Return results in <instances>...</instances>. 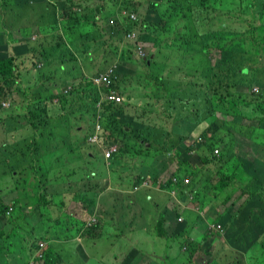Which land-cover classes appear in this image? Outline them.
Masks as SVG:
<instances>
[{"label": "trees", "instance_id": "trees-1", "mask_svg": "<svg viewBox=\"0 0 264 264\" xmlns=\"http://www.w3.org/2000/svg\"><path fill=\"white\" fill-rule=\"evenodd\" d=\"M104 1L65 0L63 3L61 21L63 26H66L64 28L66 38L69 41L71 40L70 44L74 49L81 48L84 42L87 45L88 37L98 32L99 27L96 31L92 27L95 21L90 18V13L100 11L99 13L102 14L101 2L104 3ZM43 2L45 0L36 1L32 7L41 8ZM85 2H88V4L81 5ZM5 3L10 4L9 6L18 3L23 6V11L27 7V3L21 0H3L0 5L4 6ZM155 4L169 17L170 24H177L180 32L177 31L173 33L172 37H168L163 46V48L166 47L171 50V53L164 54L166 63L171 67V73L166 71L165 67L157 68L158 76L152 74L153 69L149 70L151 73H147L146 79L150 81V87L157 92L153 95L155 97L149 96L148 98L146 96L143 101L145 105L152 108L153 101H163L165 104L171 101L178 102L190 113L183 117L179 116L180 122L178 125V122L174 124L172 132L165 130L162 133L155 126L152 128L149 126L143 127L136 123L131 151L135 152L134 154L137 153L139 157H144L155 151L157 138L165 135V139L162 140L159 146L164 147V153L170 157L172 162H175L177 169L165 178L160 177V173L156 174L151 177L152 184L155 186L161 182V189L164 192L170 191L173 186L170 178L177 175L178 171H184L182 180L178 185L180 189L179 198L183 203L188 201L196 203V208L190 211L188 217H186L185 212L187 211H185L183 213L184 220L180 223L178 222L180 213L174 206L176 203L177 207V202L171 198L173 200L172 207L174 206L173 213L171 212L170 215L169 209L164 208L158 221L164 226V236L168 245L169 241L179 240L180 250L175 256L166 254L162 257L163 259L157 257L154 259L155 263L152 261L151 264H179V262H182L181 264H191L192 261L195 262V259L199 258H203L202 264H210L211 260H213V264H261V260L264 258V255L261 257V254H264V198L260 197L257 201L254 194L251 196L250 189L245 190L243 189L244 186L238 188L237 185L241 182L237 185L233 184L232 174L237 161L246 162L248 165H245L248 169L251 166L252 173V168L256 169L254 171L258 175L264 172V137L261 136H264V76L261 77L264 74V0H157ZM56 6L57 4L53 5L54 15ZM73 8H77L81 12L77 13L73 11ZM81 15L86 17L85 21L79 20ZM41 29V35L45 37L46 42L45 44L44 42H37V44L30 45L29 50L39 53L36 55L31 54L29 58L25 59V56L28 55L21 51L22 47H18L13 52H8L6 46L0 45V111L5 110L2 102L12 99L15 93L13 87L16 82L19 81L26 89L31 90L39 85L42 82L41 79L45 77L40 68L44 64V60L45 62L48 60L45 57V45L48 43L47 35L51 28L45 24ZM1 33V38L6 37L4 31ZM64 36L57 33L55 40L63 41ZM6 45L9 46L8 41ZM15 46H19V44H15ZM77 51L80 52L81 50L78 49ZM65 54L70 56L67 60L63 58ZM200 56L208 58L209 63L206 64ZM220 56H223L227 66L223 65L218 59ZM74 57V53L66 49L57 57L48 60L49 63L59 64H56L57 69L66 74L65 78L72 80L73 86L67 93L63 91L66 85L57 87L54 95L48 94L43 98H34L30 102L27 112L21 117L11 112L7 114L6 125L9 127L7 131L12 133L9 135L7 142L2 145L7 150L6 153L3 149L0 150L4 155L0 158V170L3 174H8L13 178V172L29 166L32 161H35L33 164H38L39 161L46 160V153H40L39 149L41 142L46 143L47 135L49 137L52 133V123H50L52 119L48 114L50 105H58L63 112L72 117L73 113L68 111L67 107L69 109L78 101L82 105L83 111L87 110L89 114H94L96 98L91 97L94 88L91 86L92 77H87L88 75H84L79 68L75 67L81 65L79 59L77 62H73L76 61ZM61 59L65 60L62 64H60ZM90 59L91 57L86 61L89 62ZM56 60L57 62H55ZM148 60L149 58L144 61L145 65L147 67L153 66V64H147ZM24 61L30 63L32 68H25L28 65L26 66ZM66 62H73L70 68L65 65ZM39 64L41 66L38 67ZM118 70L125 77L137 74L142 79L139 74L140 68L126 69V67L119 65ZM202 78H207L208 81H203ZM207 87H211V95L208 94L203 99L200 98L199 94ZM257 87L259 91L254 92L253 89ZM114 88L118 91L116 85H114ZM174 90H178V92L174 93ZM82 91H84V95H81ZM183 100H186L185 104H183ZM14 102L10 104V107ZM123 104L106 103L102 105L101 111L103 117L107 119L105 121L106 125L117 123L118 115H126L123 111ZM176 106H178L177 103H175ZM11 109L14 110V106ZM144 109V111L147 110ZM130 118L135 122V118ZM204 121H207L209 125L200 134V140L186 147L185 141L193 139L190 131ZM240 126L244 127L245 132L236 128ZM62 127H64V131H61L60 126H55L59 132L63 133L60 141L56 142L57 144L65 143L71 134L69 122L62 125ZM233 127L246 139L241 138L238 140V133L235 132ZM105 129L107 133L104 135V139L111 141L116 137L107 126ZM120 129L123 134H127L126 127ZM130 130L133 132L131 128ZM173 136L176 138L174 139ZM257 137L261 140L257 141ZM248 140L252 141L253 145ZM123 147L127 150L129 144L123 142ZM165 147L170 152L174 151L175 153L168 155ZM237 147L238 152L234 158L235 164L229 167L228 171H223L222 168L235 154ZM216 151H218V154L215 153ZM28 154L32 156L26 158ZM195 158L199 162H196ZM209 163H214L217 166L213 191L216 199H219L220 202L207 208L210 203H206L205 198L202 199L203 201L199 199L205 196L208 191L206 188V192L203 194L202 190L205 189H202L204 186L201 184L203 181L201 169ZM176 165L173 168H176ZM94 172L95 169L92 168L90 173ZM66 174L71 175L72 171L67 169ZM73 177H75V180L76 178L84 179L83 181L90 180L89 177L85 178L83 172L77 176L73 174ZM141 177H136L137 180H134L133 186L137 181L139 183ZM186 177L192 179L191 184H183ZM61 181L62 177L60 185ZM259 181L262 184L264 183V175H260ZM14 182L13 187L7 188L6 193L15 196L18 185L16 181ZM77 183L75 182V185ZM81 189L79 187L72 191V198L66 199L65 192L60 193L58 187L54 188V196L60 198V201L54 203L52 198L51 202H46L48 208L45 213L52 212L53 207L59 205L64 209L66 217L65 219L55 218V220H52V218L39 219V222L43 220V224L47 225V229L44 230V240L48 243L43 249L42 264H79L84 262L83 259L78 257L76 246L80 245V250L87 252L85 239H99L103 235L105 227H113L114 231L110 235L121 239L130 232H136L139 228L151 230L150 214L152 212L149 210L148 204H153L151 201L156 197L152 192L157 193L158 189L144 188L148 193H142L143 198L134 193L114 190L107 194H99L96 191V193L93 192L94 195H91L90 199H86L80 193ZM88 189L94 191L95 186ZM44 191L49 193L47 188ZM167 194L170 196L169 193ZM189 194L193 196L191 200ZM129 195H133V200L141 206V218L134 214L129 216L127 210L130 208V202L128 203V200L132 199H128ZM149 197L151 200H147ZM107 201L110 202V207ZM77 202H85L88 215L83 216L77 212ZM10 203L12 211L7 214ZM21 203L17 197L7 200L4 195L0 196V264L10 261L15 264H26L29 260L27 258H30L38 249V238H35L30 232L25 231L17 224L18 218L25 220L26 216L22 213L20 216H14L15 209L18 207L24 213ZM96 204L106 207L102 209L99 221L95 225H88L87 220ZM37 216L41 218L44 213L42 212ZM60 219L62 222H66L63 225L66 228L59 227ZM71 220H75V224ZM172 220L175 222L172 232H176L168 236L169 231L166 225L169 221L170 226ZM51 222L53 226L56 225L59 228H54V231L50 234L48 228ZM8 224L11 226L6 232ZM209 224H220L222 230L216 231L215 227L208 228ZM154 225V228L158 231L157 221L154 222ZM73 227L76 228L75 231L71 230ZM197 229H201V232ZM199 235L204 243L198 239ZM154 236L158 237L159 234L155 233ZM27 237L30 239L29 243ZM76 237H78L77 240L73 241ZM215 237L220 239L217 246L214 245ZM255 238H259L260 242L253 247L254 243L251 245L249 240L255 242ZM56 241H59V243ZM71 242H73V245L68 249L67 245L72 244ZM211 242L212 246L210 245ZM64 243H67V245H64ZM14 246L15 251H11L10 248ZM255 249L260 250L257 253ZM139 253L138 249L131 248L124 262L136 264L139 259L138 256H140ZM248 253L253 257L251 260L248 258ZM24 254H28L27 260L22 259ZM181 254H184V258L179 260ZM154 255L157 256V253L154 252ZM206 256L211 259L207 260ZM171 260H173L172 263H170Z\"/></svg>", "mask_w": 264, "mask_h": 264}, {"label": "rangeland", "instance_id": "rangeland-1", "mask_svg": "<svg viewBox=\"0 0 264 264\" xmlns=\"http://www.w3.org/2000/svg\"><path fill=\"white\" fill-rule=\"evenodd\" d=\"M149 1L150 0H105L104 3L101 2L103 3L101 5V7L103 8V13L100 14L99 13L100 11L95 12V13L89 12L91 16L90 18L94 19V21H97V19L100 18L101 22H103L102 18L106 14L111 13L113 15L117 11H120V10L126 11L129 7H131L135 3H139L140 8H146L149 4ZM2 2L3 0H0V3ZM64 2H65L64 0H48L42 3L41 8H34L32 7V4L27 3V7L25 11H23V6H20L18 3L12 4V6H9L10 4H7V3H5L4 6L0 5V45L6 46V50L8 52H13L18 47H22L21 51L25 52L28 55V56H25V59L29 58V55L31 54L36 55L39 52L31 51L28 48L30 45L37 44V42H44L45 44L46 41H45V37L41 35L42 34L41 28L43 25L46 24L49 26V28H51V31L47 35L48 43L45 45V57L48 60L52 57H57V55H59L60 53L65 52L67 49V46H69L70 48L69 51L74 53L75 55L74 59H76V61H73V62H77L78 59L80 60L79 63L81 66H75V67L79 68L83 72L84 75H88L87 77L91 76L93 73L98 72V70L109 67L108 62L111 59H114L113 61H115V63H117L118 65H122V67H126V69H131V68L139 69L140 68L141 70L139 71V73L142 76L143 86L138 88L139 95H135V97H133L131 101L136 102L137 104L140 103L142 106L140 107V109H137L133 107V104H129L127 107V112L129 114L137 115L139 118H141L138 120V123L143 127L149 126L152 128L155 126L156 128H159L162 133L165 130L172 132L174 124L178 122L177 123L178 125L180 122L179 116L183 117L185 115H188L190 111L182 107V105L178 102H175L178 104V106L175 107L174 101H171L167 104H165L163 101H159V102L153 101L152 103L153 108L145 105L143 98L140 95H143V96L146 95L148 98L149 96L155 97L153 95L155 92H157L150 87V81L146 79L147 73H151V71H147L148 67L145 65L144 61L139 60L133 56H130L129 52H124L120 50V47H122L125 50L126 48L125 44L120 43L118 44V47L116 48L114 44H112L110 47H106L107 44L110 43V40L107 36H104V31H103V28L101 27L103 23L100 26L97 33L88 37L87 45H86V42H84L82 44V47L78 48L81 50L80 52L77 51L78 50L77 48L73 51L74 47H72L70 44L71 40L69 41V39H67L65 35L64 28L66 26H63L62 21H61L62 5ZM54 4H57L55 15L53 14ZM86 4H88V2L81 3V5H86ZM73 11L77 13L81 12L77 8H74ZM85 19L86 17H84V15L79 16L80 21H85ZM92 25H93L92 27H94V30L96 31L98 28V22ZM173 30L175 31L176 27H174ZM2 31L5 32L6 37L1 38ZM57 33L63 36L65 35L63 37V41L55 40L56 39L55 35ZM100 39H103L102 42H99ZM7 41L9 42L8 47L6 45ZM15 44H19V46H15ZM86 51L88 52L84 53ZM157 54L159 55L160 53H157ZM69 57L70 56L67 54L63 56L65 60H67ZM90 57L91 59L89 60V62L86 61ZM200 57L206 62V64L209 63L208 58H206L205 56H200ZM218 59L223 63V65H226V62H224L223 56L218 57ZM48 60L46 62L44 60V64L40 68L41 73L45 76L41 79L42 82L36 87H33L31 90L26 89L22 83L21 84L19 83V81L16 82L13 87L15 93L13 94L12 99L10 100L11 104L15 101L14 104L11 105V107L7 109L6 112L0 111V144H1L0 150L3 149L5 153L7 150H5L2 147V145L4 144V142H7L9 135L12 133V132L7 131L9 127L6 125L7 124V119H6L7 113L11 112L10 109L14 106V110H12V112L21 117L23 114L27 112V108L30 102L34 100V98H43V97H46L48 94L54 95L55 89L57 87H61V86L63 87L64 85L71 84L70 79H67L64 77L66 74L61 73L57 69L58 67L57 65L59 64L52 63V62L49 63ZM65 60H62L60 64H62L63 61ZM262 60H263V57H262ZM20 62L22 63L21 59H20ZM39 62H41V60H39ZM55 62H57V60ZM73 62L71 63L66 62L65 65L66 66L68 65V68H70ZM25 64L29 66L25 68H28V69L32 68L30 63L26 62ZM152 74L155 76H158V73L156 71H153ZM262 76H264V74H262L261 77ZM202 80L206 82L208 81L207 78H202ZM175 92L177 93L178 90H174V93ZM134 93L137 94L135 86H134ZM211 93H212L211 87H207L204 89V91H202L199 94V97L203 99L208 94L210 96ZM163 95L167 96L165 94ZM185 101L186 100H183V104H185ZM124 102H125V99H124ZM144 108H146L147 110L144 111L145 110ZM77 109L78 107L75 108V106L69 107V109L67 107V110L73 113L72 117H75L74 113H78L76 111ZM63 113H66V112H63V110L58 105H54V106L50 105L48 114L50 116V119H52L50 122L52 123L51 127L58 124V116L59 114H63ZM83 114H85L87 118H89L90 121L92 120L91 117H88V113L83 112ZM61 120L65 121L64 114L61 117ZM69 120L71 121L72 118H69ZM84 120L83 121L79 120L80 121L79 123L82 129H85L84 124L86 122ZM128 120L130 121L132 119H128ZM74 122L75 121H72V124ZM206 124L207 123H205L204 121L201 126L194 128L193 129L194 131L193 130L190 131L193 136V139H187V141H185L186 147H188L192 143H197L198 140H200L198 134L202 132L204 129H206L207 127ZM241 124H244V123H241ZM120 128L117 132H121ZM233 128L235 132L238 133L237 134L238 140L241 138H245L236 129L238 128L242 130L243 132H245L244 127L240 126V127H236V128L233 127ZM60 129L61 131H64V127L61 128L60 126ZM76 129L77 127L73 128V130H76ZM73 130H71V132H73ZM134 132L135 131L131 132L132 135H135ZM261 136L264 137L263 135ZM165 137H166L165 135L159 136L157 138L155 151L150 154L145 155L143 159H139L140 157H137V156H136L137 158L135 156H131L130 154H128L126 149H123L121 151V156H123L124 159H121L120 161L118 160L115 161V162H120V163L116 164L112 170H109L110 164L106 166L105 168L102 167L103 158L101 156V152L100 150H94L95 151L94 159L91 161L88 167L83 165L82 169L86 170V172L88 173L87 175H89V178H90V171L92 170L93 165L96 166L95 172L100 173L101 171L103 172L104 170H106L107 173L112 174L111 177L106 178V181L100 180V185L102 183L103 186H106L105 184L107 183V189H105L106 191L103 194H107L108 192H111L114 190L118 192L135 193L137 195H143L141 193V191L144 190L145 188L143 181L140 180L139 183H137L138 185L132 186L134 182L132 178L130 177L131 175H130V171L128 170V166L136 163L137 161L139 167L149 170L151 171V173H154L156 169L158 168V166L165 167L167 165V167H171L172 165H174L175 162H172L170 160V157H168L164 153V150H163L164 147L161 148L159 146V144L162 142V140L165 139ZM173 138L175 139L176 137L173 136ZM248 139H251V138H248ZM256 139L257 141L261 140V138H258V137ZM113 140L117 141L118 144H120L123 147V142H122L123 140L117 139L116 137ZM248 141L251 145H253L252 141L250 140ZM140 146L141 144L139 145V147ZM94 151H91V152H94ZM166 151L168 152L167 153L168 155H170L171 153L172 154L175 153L174 151L170 152L169 150H167V148H166ZM248 151H249V148H248ZM237 152H238V147L235 150V154L230 158V160L222 168L223 171H228L229 167L235 164L236 161H234V158ZM58 153H61V154H58ZM58 153H54L53 159L49 157L45 161L44 160L39 161L38 164H33L31 162L29 166H25L21 170L17 172H13L14 174L13 178L10 177L8 174H3L2 171L0 170V196L4 194V196L7 197V200L15 197L14 195H11V193L7 194L6 192H7V188H12L13 185L15 184L14 181H16L18 185L17 187L18 192H16L17 199L20 198L22 194V196L25 197V199H23L22 201L27 202L26 204L27 209L24 210V213L19 207L15 209L14 216L16 217L20 216L21 213L24 216H26L25 220H21L18 218L17 224H19L25 231L30 232L35 238L39 237L40 241H44V242H46L44 240V230L47 229V225L43 224L44 223L43 220L39 222V217L37 215L43 212L44 216L41 217V219L52 218V220H55V218L65 219L66 217L64 215V209L59 205L54 206L53 207L54 210H52V212L48 211L47 213H45V211L48 208V206L46 205V202L47 201L51 202L52 201L51 198L53 197L54 203H57L60 201V198L52 194H49L48 192H45L44 189L47 188L49 192H54L53 191L54 188L58 187L59 192L60 193L65 192V195L71 190L72 191L76 190V189H73L71 186V182H73V175H69V174L67 175L66 174L67 169L62 168L64 164L67 163L68 151L63 152V153L62 152H58ZM3 156H4L3 153L0 152V158H2ZM31 156L32 155L28 154L26 158H30ZM132 157H135L136 159ZM194 160L196 162H199L198 159L196 158ZM245 164L246 162L244 163L243 161L236 162V165H234L235 167L233 168L234 173L232 174L233 176L232 182L233 184H236V185L241 182L239 185H237V187L240 188L241 186H244L243 189L245 190L250 189L249 191L250 193H252L251 196L254 194V198H256L258 201L260 197L264 198V184H262V182L259 181V179L257 180L254 178V175L251 171V166H250V169H248V167L246 166L248 164L246 165ZM236 167L238 168L236 169ZM0 169H1V166H0ZM216 169H217V166L214 163H209L201 169V175L203 177V181L201 182V184L202 186H204L202 189H205V190H202L203 194L206 192V188L208 190L205 193V196H202L201 199L205 198V202L208 204L210 203L207 208L213 207V204H218L220 202L219 199L218 200L216 199L215 192L213 191L214 190L213 184L215 183L214 175H215ZM111 171H114V173H112ZM171 171H172V168L169 170V173L165 174L162 177L165 178L167 175H171ZM183 173L184 171H178L177 172L178 177L181 178ZM115 174H118L120 178L116 176ZM61 177H62V181L60 185ZM92 177H94V175ZM170 181H172V178H170ZM242 181L244 182V184ZM128 184L129 186L127 188ZM208 187H210L211 189ZM40 189H41V192H38V190ZM171 190H176V196L178 197L180 196L179 188L173 185L171 187ZM137 192H140L141 194H138ZM168 192L170 194V191ZM152 193L154 194L156 198L153 197L155 199L151 201L153 204H148V208L152 212V214H150V224H152L150 233L159 234V236L156 237V241L151 238L150 234L148 233L146 234L145 232H143V234L130 232L127 236L121 239V238L114 237L112 235H107V232L110 231V229L104 228L103 235H101L99 239H96V240H90V239L86 240L85 239V244L87 245V252L80 251V253L77 254L80 259L84 260V262H80L79 264H121V263L127 264L128 262L125 263L124 261L128 257V252L131 250V248L133 249V247L135 249H138L140 252L139 253L140 256H138L139 259L137 260L136 264H148V263L151 264L154 259H156L157 257L162 258L166 254H168L169 256H175L176 253H178L180 250L179 248L180 241L179 240L169 241V245H168L167 239L164 236V226L163 224L161 225L158 221L161 218L160 214L164 210L161 200L158 199L159 196H162V194L155 193V192H152ZM133 197H134L133 195L128 196V199H131V198L132 199L128 200V203L130 202L129 203L130 208L129 210H127V212H129V216L134 214V215H137L139 218H141L142 208L140 205H137L136 201L133 200ZM163 199H164V196H163ZM37 204H39L37 211L35 212V214L34 212L31 213L32 208L34 206H37ZM108 204L110 206V202H108ZM195 205L196 203H191L190 201H188L187 203L183 205L184 207H182V205H179V207L177 208L176 203L174 206H175V209L180 213V216H184L183 213L186 210L187 212L185 215L187 217L189 216L190 211L196 208ZM169 210H170L169 214L171 215V209ZM155 221H157L158 223V229H159L158 231H156V229L154 228ZM59 222H60L59 227L61 228L63 227L64 223L66 224V222H62L61 219L59 220ZM71 222L75 224V220H71ZM174 225H175V222L174 220H172L171 225L169 227L166 226L167 230L169 231L167 234L168 236L173 235V232H176V231L172 232V230L174 229ZM9 227H10V224L7 225V228ZM59 227L56 225L53 226V223L51 222L48 228V232L51 234L54 231V228L58 229ZM63 228H66V227H63ZM71 230L75 231L76 228L73 227L71 228ZM197 230L201 232V229H197ZM198 239L204 243L200 235L198 236ZM255 239H256L255 242L254 241L251 242L249 240L251 245L252 243H254L253 247L257 246L258 242H260L259 238H255ZM27 240L29 243L30 242L29 237H27ZM64 245H67V243L66 244L64 243ZM210 245L212 246V242L210 243ZM76 251H78L77 248H76ZM154 252L157 253V256L154 255ZM27 256L28 254H24L22 256V259L26 258ZM180 256L181 257L179 258V260L184 258V254H181ZM202 259L203 258L195 259V262L192 261L191 264H202ZM206 259L210 260L211 258L207 257ZM262 260L264 261V258H262ZM172 262L173 260L170 261V263ZM181 263L179 262V264ZM186 264H189V263H186ZM210 264H213V260L210 261Z\"/></svg>", "mask_w": 264, "mask_h": 264}, {"label": "crops", "instance_id": "crops-1", "mask_svg": "<svg viewBox=\"0 0 264 264\" xmlns=\"http://www.w3.org/2000/svg\"><path fill=\"white\" fill-rule=\"evenodd\" d=\"M21 1L34 5V3L36 1H39V0H21ZM40 1H43V0H40ZM45 1H48V0H45ZM97 22H98V27L100 28V26L102 25L103 22H101L99 19L97 20ZM101 27L103 28V31H104V23H103V25ZM174 27H176L175 31H179L180 32V28L177 26V24H174V25L173 24H167L165 21L162 20V21H160V26H159L158 29L149 30V31L145 32V34H146V43H145L146 49H147L148 53L153 58V61L150 63V64H153V66H149L147 68V71L153 69L154 71H156L158 73V71H157L158 67H165L166 71H169V73H171V67H170V65H168L166 63V59L164 57V54L171 53V50L166 48V47L163 48V46H164V43L168 40L169 36L167 34L169 32H171V31H174L173 30ZM107 37L109 38L110 43L107 44L106 47H110L112 44H114L115 48H116V47H118V44H120V43L125 44L123 41L117 40L112 34L108 35ZM102 40L103 39H100L99 42H102ZM67 49H70L69 46H67ZM74 50L75 49L73 48V51ZM120 50H122L124 52L128 51L127 48H125V50H124L122 47H120ZM132 53L136 54V47H134V49L132 50ZM157 53H160V54L158 55ZM161 64H163V65H161ZM108 65H109V67H107L105 69L98 70V72L93 73L90 76V78L92 77V85L91 86L94 87L92 89V92H91V97L96 98V103L94 104V108H95L94 114L93 115H89L87 110L83 111L82 107H81L82 105L79 104V102L77 101V103L73 105V106H75V108L78 107V109L76 110L78 113H74L75 117H77V118L71 117V116L67 115L66 113H63L64 114V118H65V121H64V120H61V117L63 116V114H59V116H58V124H57L58 126H62L65 123L67 124V122H69V124H72V121H75L72 125H70L69 131L71 132V130H73L74 127H77V129L73 130V132H71L69 138L66 140L65 143H62L63 144L62 145V144H57L56 142L60 141L61 135L63 133L59 132V130L57 128H55V126H57V125L52 126L51 136L48 137V135H47L46 140H45L46 143L41 142L40 149H39L40 153H43V154L46 153V159L49 158V157H51L53 159L54 153H58V152H62L63 153V152H67L68 151L67 163L64 164V166L62 168L71 170L72 171L71 175L74 174V176H77V175H79V173L83 172V174H85V176H86L85 177L86 179L89 177V175H87L88 173L86 172V170L82 169L83 165L88 167V165L94 159V153H95L94 150L101 149L100 145H105V146H108V145H106L103 140H100V144L99 145H94V144L88 142L87 139H88L89 135L86 134L82 130L81 125H80L79 122L83 121L86 118L84 121L86 122L85 126H86L87 130L92 128V125L90 124L89 118H87V116L85 114H83V112L88 113V117L99 118L100 124H101V131L98 134V136L100 138L104 139V135L107 133V131L105 129L106 126L114 134L119 130L120 126L121 127H126L125 130H126L127 134L116 136V138L120 139V140H123L124 143H128L129 144V148L127 149L128 154H130L131 156L139 157L137 153L134 154L135 152L131 151V146H133V141H134V135H132L130 128L133 131H134V129L136 130V128H134V127L137 125L136 124V123H138L137 121L139 119H141V118H139L137 115L129 114L127 112V107H128L129 104H133V107L137 108V109H140V107L142 106L140 103L137 104L136 102H133V101L130 100V98L135 97V95H139L138 88L143 86L142 79L137 74H135V75L132 74L129 77H125L122 74V72L120 70H118L119 65L117 66L114 63V61H112V60H110L108 62ZM39 66H41V64H39L38 67ZM27 67H29V66H27ZM23 69H25V68H23ZM100 76H104V77L106 76L108 81L111 80L112 81L111 86H109V84H102V83L94 84L93 80L96 79V78H99ZM71 81L72 80L70 79V83H71ZM114 85H116V87L118 88V91H120V92H118L114 88ZM71 86H73L72 83L66 85L65 89L63 90L64 93H67L71 89ZM134 86L136 87V93L137 94L134 93ZM84 94H85L84 91H82L81 95H84ZM108 94H120V95L123 94L124 95L123 97H125V102H124V104L122 106H123V111H125L126 115H118L117 116V123L114 122L113 124H110V125H106L105 121H107V119H106V117H103V112L101 111L102 105L106 104V103H109L108 102ZM140 96H142V98L146 97V95H144V96L140 95ZM4 101L5 102H9V99L4 100ZM68 117L72 118V120L70 121ZM130 117L135 118V122H133L132 120L129 121L128 119H131ZM205 123H207L206 125L208 127L209 123L207 121H205ZM202 124H200L199 126H201ZM128 125H131V126H128ZM204 130H206V129H204ZM82 134H83V136H82ZM104 140H106L107 144H109V145L110 144H117V142L114 141L113 139L111 141L109 139H104ZM80 144H82V145H80ZM81 147H83V148H81ZM91 151H94V152H91ZM58 154H61V153H58ZM135 157H132V158L136 159L137 157L136 158ZM117 159H118V161H120L121 159H124V158H123V156L120 155V156H118ZM139 159H143V157H140ZM33 162H35V161H32V163ZM119 163L120 162H115L114 166L116 164H119ZM174 165H176V164H174ZM174 165H172L171 167H167V165L165 167L164 166H158L156 171L154 173H151V171L139 167L138 166V162L136 161V163L128 166V170L130 171V175H131L130 177L132 178V180L134 182V180H137L136 179L137 176H142L141 179H140L141 181H143L144 177L150 178V177L155 176L158 173H160V177H162L165 174L169 173V170L171 168H172V171H171V174H172L177 169V165H176V168H173ZM95 167L96 166L93 165L92 168H94L96 170ZM113 167L109 168V170H112ZM252 169H253L254 178L258 180L259 179V175L254 171L255 168H252ZM111 172L114 173V171H111ZM90 174L92 176L94 175V177L91 178L92 182H90L89 180L83 181L84 179L80 180L79 178H76V180H75V177H73V182H71V186H72L73 189H77L79 187L82 188L80 193L83 194L86 199H90L91 195H94L93 192L96 193V191H98L99 194H103L106 191L105 189H107V183L105 184L106 186H103L102 183L100 185V180H102V181L105 180L106 181V178L112 176V174L107 173L106 170H104L103 172L101 171L100 173L94 172V173H90ZM115 175L118 176V174H115ZM260 175H264V172L261 173ZM145 181H149L150 184H151V186L146 188V189H149V188L150 189L154 188L155 190L160 189V187H158V184H156L154 186L149 179H145ZM75 182H78V183L75 185ZM191 182H192V179H191ZM137 183H138V181L134 185H138ZM94 186H95V190L94 191H91V190L88 189V188H92ZM128 186H129V184L127 185V188H128ZM132 186H133V184H132ZM71 192H72V190L65 195L66 199H71L72 198ZM137 193L141 194V193H148V192L146 190H142L141 193L140 192H137ZM157 193L162 194V196H159L158 199L161 200V203L163 204L162 205L163 208L171 209V212L173 213V207H172L173 200L171 198H173L174 201L176 202V199H177L178 196L173 197L172 195H170L171 196L170 197L163 190H158ZM51 194L54 195V192H52ZM163 196H164V199H163ZM15 197H16V195H15ZM140 197L143 198L142 195H140ZM23 199H24V197L21 194V197L18 198V200H20L23 203V201H22ZM147 200H151V198L149 197V198H147ZM199 200L201 201L202 199L200 198ZM71 203H73V201H71ZM185 203H187V202H184L182 204V207H184L183 205ZM77 205H78V212L79 213H81L83 216L88 215V211L86 209L87 206H86L85 202L84 203L83 202H77ZM22 207L24 209L26 208L25 205L22 206ZM105 207H102L101 205L96 204L93 207V211L91 213V218H94L93 220L95 221L101 215L102 209H104ZM34 209H36V206L34 207ZM34 214H35V212H34ZM182 218H184V217L182 216ZM39 219H41V218L39 217ZM169 223L170 222L168 221L167 225H166L167 227H169ZM212 225H214V224H209V227L212 226ZM105 228L106 229H110V231L107 232V234H109V235L114 231L113 227H105ZM139 229H137L136 232H132V233L143 234V232H145L146 234L147 233L150 234V236H151V238L153 240H156V237L154 236V234L150 233L149 230H147L145 228L140 229V230ZM77 238L78 237L74 238L73 241L77 240ZM222 238H221V240H222ZM219 240H220L219 238L215 237V242H214L215 246H217L219 244ZM56 242L59 243V241H56ZM71 245H73V243L72 244H68L67 248L68 249L71 248L72 247ZM76 248H77L78 254H79L80 251H81L80 250L81 247L79 245H77ZM259 250L260 249H255V251L257 253H258ZM83 254H84V252H83ZM263 255L264 254H261V257ZM248 258H249V260H251L253 257H251V254L248 253ZM27 259H29V258H27ZM27 259L24 258L23 260H27ZM153 262H154V260H153ZM9 263L15 264V263H12L11 261L7 262V263H3V264H9ZM261 264H264L263 260H261Z\"/></svg>", "mask_w": 264, "mask_h": 264}, {"label": "clouds", "instance_id": "clouds-1", "mask_svg": "<svg viewBox=\"0 0 264 264\" xmlns=\"http://www.w3.org/2000/svg\"><path fill=\"white\" fill-rule=\"evenodd\" d=\"M155 1L157 2V0H150L148 6L146 8H140L139 7L140 4L135 3L131 7H129L126 11L120 10V11H117L113 15L111 13L106 14L102 18V21L104 23V36H108V35L112 34L117 40L123 41L125 43L126 48L128 50L127 52H129L130 56H133V57H135L139 60H142V61H145L149 58L148 64H150L151 61H153V58L148 53V51L146 49V45H145L146 34H145V32H147L149 30L158 29L160 26V21H162V20L165 21L167 24H170L169 17L167 15H165V13L163 11H161V9L155 4ZM101 4H103V3H101ZM98 19L101 21L100 18H98ZM95 23H97V21H95ZM175 32H177V31H171L167 35L169 37H172L173 33H175ZM134 47H136V54L132 53V50L134 49ZM111 60L113 61L114 59H111ZM114 63H115V61H114ZM115 64L118 66L117 63H115ZM226 66H227V64H226ZM103 78H105L106 80L102 81ZM93 82H94V84H100V83L109 84V86H111V83H112L111 80H109V81L107 80L106 76L105 77L100 76L99 78L94 79ZM253 91L258 92L259 88L258 87L256 89L254 88ZM109 95L110 94H108V96ZM113 95L115 97H119L120 101L115 102V100L108 99L109 103H115V104H119V105L124 103L125 98L123 97V95H120V94H113ZM131 99L132 98H130V100ZM2 104H3V108L5 109L3 112H6V110L9 109V107H10L11 101L9 99V102L3 101ZM10 111H11V113H13L12 109H10ZM9 113L10 112H8L7 114H9ZM91 118H92V120L90 121V124L92 125V128L87 130L86 126L84 124L85 129H82V130L86 134L89 135V137L87 139L88 142H90L94 145H99L100 140H103L104 143L106 145H108V146L100 145L101 149H99V150H100L101 156L103 158L102 167L105 168L106 166H108L110 164L109 168H111L114 166L115 161L118 160L117 159L118 156L121 155V151L125 148L122 147L120 144H118L117 141H116L117 144H110L109 145V144H107L106 140H104L103 138H100L98 136V134L101 131L100 120H99V118H95V117H91ZM120 131H121V129H120ZM200 134H198L199 138H200ZM114 135L115 136L123 135V131L116 132ZM91 138H95V140L91 141L90 140ZM141 143H142V141H141ZM112 148H115V150L112 151ZM216 154H218V153H216ZM91 178H92V175L90 174V180H89L90 182H92ZM174 178L178 179L177 183L174 182V180H173ZM186 178H189V177H186ZM145 179H149L151 182H152V180H151V177L150 178L144 177V179H143L144 186H145V188H148L151 186V184L149 181H145ZM181 180H182V177L179 178L178 175H174L172 177V183L177 188H178V185L181 182ZM184 180H183L184 185H189L192 183L191 179H190L189 184H185ZM160 185H161V182L158 183V187H160ZM158 190H162L161 187ZM16 192H18V191H16ZM38 192H41V189L38 190ZM165 192L169 193L168 191H165ZM51 193L52 192H49V194H51ZM131 194H133V193H131ZM170 195H172L173 197H176V190H170ZM192 197L193 196L189 195L190 200ZM24 199H25V197H24ZM176 202H177V208L179 207V205L183 204V202L178 197L176 199ZM26 204H27V202L23 201L22 206H24V205L26 206ZM34 207L32 208L31 213H33L35 211ZM36 208H38V205L36 206ZM26 209H27V207L24 210H26ZM11 211H12V207H11V203H10L8 206V209H7V214L11 213ZM100 217H101V215L94 221L93 220L94 218H91V215H90V217L87 220V224L88 225H92V224L95 225L99 221ZM180 219H182V220L180 221ZM183 220H184V218H182V216H180L178 218V222H180V223L183 222ZM216 226L217 225H212L209 228H211V227L216 228ZM221 227H222V225H221ZM8 230H9V228H7L6 232H8ZM128 230L130 231V229H128ZM216 230L221 231L222 228H221V230H218V229H216ZM37 238H39V237H37ZM38 240H39L38 249L35 251V253H33L31 255L27 264H30V262H35L36 264H42L41 258L43 257V249L48 242L47 241L46 242L40 241V238ZM41 244H42V246H41ZM15 246L10 248V250L15 251ZM77 254H78V252H77Z\"/></svg>", "mask_w": 264, "mask_h": 264}, {"label": "built area", "instance_id": "built-area-1", "mask_svg": "<svg viewBox=\"0 0 264 264\" xmlns=\"http://www.w3.org/2000/svg\"><path fill=\"white\" fill-rule=\"evenodd\" d=\"M106 79L105 78H103L102 79V81H105ZM108 99H110V100H115V102H119L120 101V98L119 97H115L113 94H110L109 96H108ZM91 141H94L95 140V138H91L90 139ZM115 150V148H112V151H114ZM216 153H218V151H216ZM174 180V182L175 183H177L178 182V179L177 178H174L173 179ZM184 182H185V184H189L190 183V179L189 178H186L185 180H184ZM11 210V209H10ZM182 219H180V221H181ZM221 225H217L216 226V229H218V230H221ZM41 246H42V244H41ZM30 264H36L35 262H30Z\"/></svg>", "mask_w": 264, "mask_h": 264}]
</instances>
